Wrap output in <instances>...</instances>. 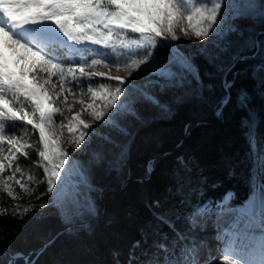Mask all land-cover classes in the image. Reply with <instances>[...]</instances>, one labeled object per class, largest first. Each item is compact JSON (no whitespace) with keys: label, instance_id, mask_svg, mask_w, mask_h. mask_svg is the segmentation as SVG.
I'll return each instance as SVG.
<instances>
[{"label":"snow or ice","instance_id":"obj_1","mask_svg":"<svg viewBox=\"0 0 264 264\" xmlns=\"http://www.w3.org/2000/svg\"><path fill=\"white\" fill-rule=\"evenodd\" d=\"M248 8V0H0V191L16 202L12 215L22 220L35 207L19 203L22 197L14 191L13 183L30 198L46 183V193L41 196L50 194L69 218L73 210L88 207L86 199L82 204L79 200L70 203L65 193L70 174L78 176V190L86 189L88 182L85 172H73L74 158L70 159L53 130L55 117L64 115L58 104L67 105L70 114L59 127L71 134L68 144L80 148L94 124L115 126L116 117L127 110L129 94L137 90L136 81L151 83L149 78L157 77V83L182 86L187 77L198 78L193 64L172 51L175 45L171 42L181 35L201 41L222 35L225 23L242 18ZM237 31L228 29L230 34ZM216 59L213 56L212 62ZM234 59L239 62L243 56L234 54ZM101 66L123 70L126 75H112L99 70ZM221 70L227 75L232 65ZM260 71L264 74V64ZM97 77L109 82L93 83ZM224 87L226 95L218 107L231 99L228 90L232 85L227 79ZM141 94L146 102L160 105L156 96ZM69 96L81 106L79 111L67 104ZM247 101V95L241 93L238 103L244 106ZM85 112L90 120L82 118ZM15 121L25 125L20 135L7 132L9 123ZM27 126L32 133L38 132L40 147L31 142ZM250 143L255 164L264 171V151L255 147L254 140ZM28 149L36 151L38 160L33 163L43 170V179L20 165V157L29 158ZM125 155L123 150L117 155V166ZM249 199L252 203L242 205L241 211L225 213L224 206L217 205L219 215L228 216L217 232L220 259L210 252L203 255L206 246L192 235L210 216V206L184 197L186 211L178 219L187 225L186 230L177 227V217L160 214L155 219L172 237L158 228L154 235L160 239L143 248L145 234L142 241L133 243L126 259L121 260L123 254L114 251V264H264V182L253 189ZM7 214L8 209L0 208V215ZM20 261L36 264L31 254L0 250L2 264Z\"/></svg>","mask_w":264,"mask_h":264},{"label":"trees","instance_id":"obj_2","mask_svg":"<svg viewBox=\"0 0 264 264\" xmlns=\"http://www.w3.org/2000/svg\"><path fill=\"white\" fill-rule=\"evenodd\" d=\"M261 29L259 34L264 35V27ZM257 49L255 45L249 54H241L239 62L234 59L227 75L210 61L196 57L199 92L174 104L160 101L167 108L164 118L150 120L131 138L117 142L126 154L121 165L109 157L115 150L108 139L90 138L88 151L98 158L86 159L99 213L87 224L62 231L66 225L50 205V194L41 196L46 193V183L19 203L50 206L46 211L33 208L22 220L12 215L16 202L0 191V208L8 209L7 215H0V250L31 254L36 264H114V251L123 254L121 260L126 259L133 243L142 241L145 234L147 243L142 247L148 248L160 239L154 235L158 228L171 238L170 230L155 217H177L183 198L196 189L211 213L219 211L217 205L221 204L231 209L247 207L253 189L264 182V171L256 166L250 143L254 140L255 147L264 151V74L254 57ZM225 79L232 85L228 90L231 99L218 107L226 95ZM241 93L248 98L244 106L238 103ZM24 128L21 121L10 122L7 132L20 135ZM27 128L31 142L40 147L38 132ZM28 152V159L20 157V165L43 179V170L33 163L38 160L36 151ZM193 168L195 178L189 176ZM87 188L81 189L86 192Z\"/></svg>","mask_w":264,"mask_h":264},{"label":"rangeland","instance_id":"obj_3","mask_svg":"<svg viewBox=\"0 0 264 264\" xmlns=\"http://www.w3.org/2000/svg\"><path fill=\"white\" fill-rule=\"evenodd\" d=\"M248 3L250 4V8L245 11L242 18L229 19L225 23L224 33L222 35H210L209 38L204 41L198 40L194 36H191V38H184L181 35L179 40L171 42L173 45H175V48L172 51L180 57L187 58L193 64L194 72L198 71L196 57H202V59L210 61L218 72H222V66H227L229 64L232 65L234 54H249L254 46L257 45L258 49L254 57L256 59V63L258 64V68L260 69L261 60L264 59V35L259 34L262 30L261 28L264 27V0H248ZM230 27H235L238 29V31L235 34H230L228 32ZM178 35H180V33H178ZM101 51L106 50L101 49ZM163 51L165 54H168V50L165 49ZM213 56L217 57L215 63L212 62ZM99 70H103L105 72L110 71L112 75H126L123 70L117 72V69L114 67L111 69H103L101 66ZM135 75L136 73L133 72V76ZM40 78L43 79L44 77L41 76ZM157 79V77H150L149 80H151V83L146 80L136 81L135 89L137 90H134L129 94L127 99V110L122 111L121 114L116 117L115 126H102V123L94 124L93 129L88 130L90 134L89 137L80 148H73L70 146L68 144V140L71 134L68 133L67 128L61 129L59 127L60 121L64 120L66 123L65 118L70 114L67 111V105L58 104L59 107L64 109V115H57L55 117L56 123L53 127V130L56 136L60 137L61 147L65 148L69 152L70 159L74 158L73 172L75 173L78 170H82L87 174L88 182V191L84 192L81 189L82 187L80 190H78L77 182L79 178L77 175L70 174L66 178L65 193L69 202L72 203L79 200L82 204L86 199L88 205L87 208L80 207L79 210H73L71 212L70 218L65 211H62L53 201H51L50 205H53L59 211V214L66 226L82 225L89 219L96 217L99 213V203L96 201V198L92 196L94 192L92 189H90L91 183L90 177L88 175V166L90 161L86 159L87 156L92 159L98 158V154L95 155L93 152L88 151L90 138L94 136L97 138L108 139L110 141V143H108L110 144L109 146L113 151L115 150L110 154L109 157L116 159L120 151H124V149H122L121 146L117 144V142L119 143L120 140H127L128 138H131V135H133L141 125L146 124L150 120L165 117V113L163 111H165L167 108L162 107L161 103L159 106H157L155 104L146 102L143 98V95L141 94L142 92L147 95H154L159 99V101H162L166 104H174L183 101L187 97L199 92L198 78L193 79L191 76H189L182 86L165 85L162 82L157 83ZM97 82L109 81L106 77H97L93 83ZM111 83L115 82L113 81ZM77 94L79 93L77 92ZM67 104L72 106L74 112L79 111L81 108L78 103L73 101L72 96L68 97ZM82 118L85 120L91 119V117L86 112L83 113ZM194 173L195 170L193 168L192 172L189 173L191 174L189 176H191V178H195ZM13 187L14 191L19 196L27 197V195L20 191L19 186L13 183ZM186 197L189 198L193 203H196L199 200L200 203L208 206V202L202 200L199 189L192 191ZM251 203L252 202L248 203L247 206ZM33 205H35L34 209L37 211H46L48 206H50L44 204V207H40L41 204L38 203H34ZM241 210L242 209H231L230 207H224L225 213H228L229 211ZM178 211L180 214L177 216V227L181 231H184L186 230L187 225L179 220L178 217L184 211H186L185 204L181 209H178ZM219 213L220 210L213 214L211 213L203 225L192 233L197 241H202L206 246L202 254L207 255V253L210 252L212 256L216 257L217 259H220L218 256V249L221 247V243L217 239V232L225 226V220L228 219L227 215L221 216Z\"/></svg>","mask_w":264,"mask_h":264},{"label":"water","instance_id":"obj_4","mask_svg":"<svg viewBox=\"0 0 264 264\" xmlns=\"http://www.w3.org/2000/svg\"><path fill=\"white\" fill-rule=\"evenodd\" d=\"M88 222H85L84 224H87ZM83 225V224H82ZM72 227V225H70V226H66L62 231H65V230H67V229H69V228H71Z\"/></svg>","mask_w":264,"mask_h":264}]
</instances>
